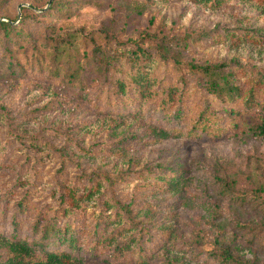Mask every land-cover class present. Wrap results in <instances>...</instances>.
Instances as JSON below:
<instances>
[{
	"label": "rangeland",
	"instance_id": "rangeland-1",
	"mask_svg": "<svg viewBox=\"0 0 264 264\" xmlns=\"http://www.w3.org/2000/svg\"><path fill=\"white\" fill-rule=\"evenodd\" d=\"M43 1L7 0L0 14L17 15L16 25L22 8ZM102 2L106 3L103 9L86 7L79 17L55 25L59 35L72 36L74 49L81 55L93 50V44L81 38L85 34L105 47L102 30L125 41L142 32L172 36L211 33L219 27L234 32L235 37L207 46L200 57L212 62L235 60L264 72V0ZM140 7L144 9L139 14ZM0 21L8 19L1 17ZM48 23L53 22L43 20L41 27L35 24L33 29L41 33ZM112 55L111 65L121 68L118 77L132 75L127 67L132 63L123 59V51ZM100 62L97 54L93 65H87L89 81L99 75ZM160 69L156 61L132 67L135 75L151 80ZM63 97L48 83L0 78V160L5 156L0 166L2 209L5 200L12 205L30 190L40 208L53 203L58 189L55 176L63 166L69 179L105 176L117 182L116 192L125 193L123 198L135 199L137 219L151 223L147 230L154 248L148 264H216L211 255L217 235L244 263L264 264L263 139H160L147 124L146 115L96 111L76 100L64 105ZM177 168L184 171L178 190L149 186L148 171ZM83 202L88 214L96 213L97 196ZM8 211L10 216L13 209ZM11 230L7 228L8 236ZM129 236L120 241L128 242ZM81 264L138 263L106 253L86 257Z\"/></svg>",
	"mask_w": 264,
	"mask_h": 264
},
{
	"label": "trees",
	"instance_id": "trees-1",
	"mask_svg": "<svg viewBox=\"0 0 264 264\" xmlns=\"http://www.w3.org/2000/svg\"><path fill=\"white\" fill-rule=\"evenodd\" d=\"M6 5L7 0L0 1V12ZM105 5L102 0H45L22 8L16 25L17 15L0 14L8 19L0 21V78L54 85L64 94V105L76 100L96 111L146 115L147 124L160 139L264 140V72L235 60L212 62L200 57L207 46L235 37L234 32L219 27L211 33L172 36L142 32L124 41L102 30L105 47L85 34L81 38L92 43L93 50L81 55L74 49L72 36L59 35L55 25L79 17L83 8L103 9ZM43 20L53 23L38 33L33 26L41 27ZM119 49L123 59L132 63L127 64L132 75L126 78L118 77L121 68L109 61ZM97 54L101 55L99 75L89 81L87 65H93ZM146 61H156L161 67L153 80L132 70L135 63ZM161 171H148L149 186L170 191L181 187L183 169ZM55 178L54 201L43 208L31 190L16 197L12 205L5 200L2 209L0 204V264H81L86 257L106 253L114 259L123 256L128 262L148 264L154 248L147 230L151 223L137 219L135 199L116 192L117 182L105 176L69 179L63 166ZM95 196L99 207L88 214L83 201ZM115 224L117 229L112 228ZM7 228L12 229L9 236ZM126 235H130L128 242L120 241ZM212 242L211 260L216 264H246L219 235Z\"/></svg>",
	"mask_w": 264,
	"mask_h": 264
}]
</instances>
